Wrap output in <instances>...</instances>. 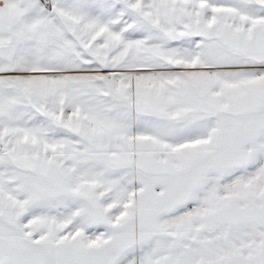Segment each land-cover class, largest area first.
Wrapping results in <instances>:
<instances>
[{
    "label": "snow or ice",
    "instance_id": "1",
    "mask_svg": "<svg viewBox=\"0 0 264 264\" xmlns=\"http://www.w3.org/2000/svg\"><path fill=\"white\" fill-rule=\"evenodd\" d=\"M0 264H264V0H0Z\"/></svg>",
    "mask_w": 264,
    "mask_h": 264
}]
</instances>
